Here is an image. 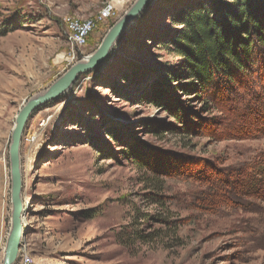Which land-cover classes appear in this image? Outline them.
<instances>
[{"label":"rangeland","instance_id":"rangeland-1","mask_svg":"<svg viewBox=\"0 0 264 264\" xmlns=\"http://www.w3.org/2000/svg\"><path fill=\"white\" fill-rule=\"evenodd\" d=\"M136 2L0 0V264L20 111L85 63ZM199 2L209 0H154L102 68L30 118L22 246L34 264H264V62L235 87H192L171 43ZM108 3L114 18L74 47L65 17L94 19Z\"/></svg>","mask_w":264,"mask_h":264},{"label":"trees","instance_id":"trees-1","mask_svg":"<svg viewBox=\"0 0 264 264\" xmlns=\"http://www.w3.org/2000/svg\"><path fill=\"white\" fill-rule=\"evenodd\" d=\"M177 20L181 32L171 44L177 56L185 60L186 71L194 82L191 86L201 92L235 87L246 80L258 61L264 62V0L199 2ZM153 95L159 99L163 89L154 87ZM108 133L111 139H118L115 129ZM261 174L264 178V169Z\"/></svg>","mask_w":264,"mask_h":264},{"label":"water","instance_id":"water-1","mask_svg":"<svg viewBox=\"0 0 264 264\" xmlns=\"http://www.w3.org/2000/svg\"><path fill=\"white\" fill-rule=\"evenodd\" d=\"M153 2L154 0H137L131 9L111 28L98 50L89 57L86 63H78L73 66L45 94L29 101L20 111L16 119L10 146L13 214L12 230L7 242L3 264L16 263L22 247V237H24V223L22 220L24 198L22 196L23 181L20 149L23 135L30 118L41 108L48 107L50 103L57 101L71 90L79 76L102 68L106 64L116 42L126 34Z\"/></svg>","mask_w":264,"mask_h":264},{"label":"built area","instance_id":"built-area-1","mask_svg":"<svg viewBox=\"0 0 264 264\" xmlns=\"http://www.w3.org/2000/svg\"><path fill=\"white\" fill-rule=\"evenodd\" d=\"M116 7L108 3L94 19H81L78 16H67L64 19L70 41L74 47L84 48L88 44L89 37L100 22L114 18ZM15 264H34V259L28 250L22 246Z\"/></svg>","mask_w":264,"mask_h":264},{"label":"bare ground","instance_id":"bare-ground-1","mask_svg":"<svg viewBox=\"0 0 264 264\" xmlns=\"http://www.w3.org/2000/svg\"><path fill=\"white\" fill-rule=\"evenodd\" d=\"M89 58H87V60L85 61V63L88 61ZM25 210H26V204L24 205V213H25ZM24 213H23V216H24ZM24 217H22V220H23V223H24ZM24 225V224H23ZM23 234H24V228H23ZM24 240V237H22V241Z\"/></svg>","mask_w":264,"mask_h":264}]
</instances>
